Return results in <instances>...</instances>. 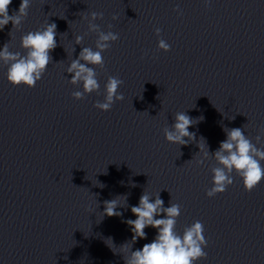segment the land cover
<instances>
[{"label": "clouds", "instance_id": "1", "mask_svg": "<svg viewBox=\"0 0 264 264\" xmlns=\"http://www.w3.org/2000/svg\"><path fill=\"white\" fill-rule=\"evenodd\" d=\"M12 0H0V30L9 22L12 29H20L23 21L27 18L30 0H21L19 10L9 15V6ZM88 21V32L97 34L95 49L83 47L79 56L72 59L66 72L71 74L69 83L72 85H82V91H74L72 96L76 100L83 99L87 94L99 93L100 84L98 73L95 68L104 67L103 53L107 51L111 44L119 39V34L109 30L102 31L100 25L96 24L97 19H103V13L92 12L90 16L81 17ZM118 19L117 16L112 17ZM112 26L109 25V28ZM157 37L160 36L161 29H155ZM87 35V33H85ZM57 25L47 22L34 32L30 31L21 37L20 46L26 54L11 52L8 43L0 49V62L7 66V80L14 87L26 86L35 87L47 70V66L52 63L51 52L57 47ZM84 37L77 35L75 44L81 45ZM159 50L170 51V45L165 40L159 39ZM89 65L93 66L90 67ZM123 84V80L115 76H109L104 85V100L97 101L94 107L101 111H110L116 101H122L124 96L118 91ZM204 117L192 118L186 112H177L174 115V124L163 129L167 142L187 145L189 141L196 142V133L190 132V126L203 121ZM234 119V118H233ZM242 127H224L226 139L220 142L219 148L211 153L203 137H200L198 147L201 157L196 160L197 164H203L210 157L216 161L217 166L211 168L212 187L207 190L208 197H214L224 193L228 186L233 184L232 173L235 172L242 180L245 191L251 192L258 184L264 180V147H257L261 144L264 129L261 134L255 137L254 144L248 138ZM100 187L104 185L100 184ZM124 197L123 202L119 199ZM115 199L104 201L103 216H122L123 213L117 211L118 207L127 208V197L120 196ZM131 212L136 216L135 220L128 219L126 224L130 226L133 233L131 244L128 245L123 256L124 264H195L196 261L206 258L207 253L204 248L207 240L202 222L196 221L191 226L186 227L183 235L178 234L176 229L177 219L181 214V205L170 203L164 207V201L157 194L155 199L143 192L139 198L138 206H132ZM164 218H156L160 214ZM152 227L157 230V235L151 243L143 245L142 249L132 251V245L138 239H146L145 229ZM108 240L111 241V238ZM112 242V241H111ZM123 246V245H122Z\"/></svg>", "mask_w": 264, "mask_h": 264}]
</instances>
